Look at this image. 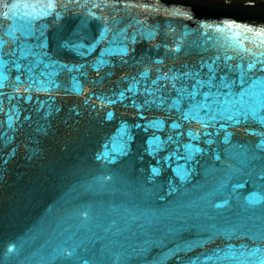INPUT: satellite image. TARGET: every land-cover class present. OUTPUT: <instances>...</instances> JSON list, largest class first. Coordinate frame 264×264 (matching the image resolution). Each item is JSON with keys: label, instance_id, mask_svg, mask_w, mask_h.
<instances>
[{"label": "water", "instance_id": "obj_1", "mask_svg": "<svg viewBox=\"0 0 264 264\" xmlns=\"http://www.w3.org/2000/svg\"><path fill=\"white\" fill-rule=\"evenodd\" d=\"M0 264H264V0H0Z\"/></svg>", "mask_w": 264, "mask_h": 264}, {"label": "snow or ice", "instance_id": "obj_2", "mask_svg": "<svg viewBox=\"0 0 264 264\" xmlns=\"http://www.w3.org/2000/svg\"><path fill=\"white\" fill-rule=\"evenodd\" d=\"M251 67V66H250Z\"/></svg>", "mask_w": 264, "mask_h": 264}]
</instances>
